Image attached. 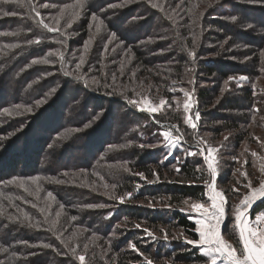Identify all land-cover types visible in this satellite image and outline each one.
<instances>
[{
  "label": "trees",
  "instance_id": "trees-1",
  "mask_svg": "<svg viewBox=\"0 0 264 264\" xmlns=\"http://www.w3.org/2000/svg\"><path fill=\"white\" fill-rule=\"evenodd\" d=\"M0 33V264H81V254L83 264H207L200 247L169 235L177 229L199 240L184 204L206 202L210 172L197 155L166 159L162 131L176 126L195 147L212 141L203 136L206 124L188 127L184 108L172 101L181 98L174 89L189 86L203 121L221 123L210 134L233 132L237 149L248 137L256 144L253 130L264 131V3L0 0ZM165 42L176 50L167 68ZM8 87L13 95L4 93ZM144 93L168 111L148 114L130 103L150 97ZM108 182L112 197L94 200ZM80 187L92 193L89 205L108 201L115 214L79 211ZM263 210L264 199L250 216ZM117 224H125L124 236ZM137 225L155 238L145 239Z\"/></svg>",
  "mask_w": 264,
  "mask_h": 264
},
{
  "label": "rangeland",
  "instance_id": "rangeland-1",
  "mask_svg": "<svg viewBox=\"0 0 264 264\" xmlns=\"http://www.w3.org/2000/svg\"><path fill=\"white\" fill-rule=\"evenodd\" d=\"M160 25V24H159ZM158 25V26H159ZM163 25V24H162ZM168 26H162V29H165L170 32V30L167 28ZM169 42H165V50H163V54H167L164 57H166L163 60V66H165L166 68L170 66V60L173 57V52H176V50L174 49L173 46H168ZM167 45V46H166ZM149 47V48H148ZM146 50H150V45H147V47L145 48ZM157 53H161V52H157ZM176 54H174L175 56ZM172 56V57H170ZM131 64L128 65V67H130ZM172 90V89H171ZM4 93H8L10 95H13L14 92L12 89H10L9 87L7 88V90H3ZM174 91H180L179 95H181V98L177 95H174L172 98V101H175L176 103H178L176 106L179 107L180 105L184 108V104L185 101L187 100L188 103L190 104V107L188 110H185L186 113V121H187V125L188 127L192 128V129H197L196 127L199 126L204 123L206 124L205 127L202 130L203 136H205L207 139H212L209 140L210 143L207 145H203V146H194V145H190L189 142H187L184 139V136H182V131L177 128L176 126L172 127V129H164L162 131V135L165 139L164 133H169L170 136L168 139H165V144L163 145V149L165 152V158L166 159H177L179 157H188V158H193L194 156H198V158H200L205 164V166L207 167V170L210 172L209 170V162L212 163L213 167H215L216 169V177H215V190L216 192H220L223 194L224 197V203H223V208H224V216L220 221V234L222 236V238L228 243L230 244L233 248L236 249L237 251V255H240L243 253V242L240 240V235H239V228L237 227L238 223H240L239 221L236 220V214L237 211H241L243 213V219H245L247 221V223L251 226H255L257 228V230H264V210L261 211L260 213H258L254 218H252L250 216V208L257 202L259 201L261 198L263 197H258L256 198L250 205H244L241 202L245 199V197L247 196H251L253 193V190L259 189L261 187L262 184H264V131H260V129H256L253 130L252 133H255V141L256 144L252 143L250 140H248V138L242 143V145L240 146L239 149H237L236 145L233 143V135L234 133L231 131H224L223 134L221 136H217V135H212L210 134L211 131L210 128L214 127H220L221 123L219 122H209V121H203V117L201 116V114L198 112H196L195 110V105H196V99L195 96L192 92V90L189 88L188 86V90L187 89H183L182 87H179L177 89H174L172 92ZM2 93V92H1ZM185 93H188V96H185ZM146 96H150L149 98H142V96L138 97V101H137V107L139 109L144 108L145 109V113L148 114H153V115H159L162 113H166L167 110V104L166 102L163 105L157 104L155 103V101L152 100V96L149 93H144ZM84 100L81 97L80 103H82ZM65 103H67V101L63 100L61 102V106L64 105ZM154 106H159L157 111L152 112L151 108ZM74 107V106H73ZM79 107L75 106L74 109L72 110H76L78 111ZM61 109V108H60ZM175 111V110H174ZM72 115V113H70ZM49 116V115H48ZM198 117V118H197ZM45 118V117H44ZM42 118V122L40 123L41 125H44L47 120L48 117L46 119ZM44 119V120H43ZM195 124L196 127L193 128L192 124ZM38 124V125H40ZM203 125V124H202ZM34 128V121L32 122V125L30 123V126H28L26 128L27 131H29L31 128ZM120 128V126H118ZM119 128H115V131L117 132ZM207 132V133H206ZM35 133L31 134L32 137ZM38 135V133H37ZM228 137L227 140L225 139V137ZM209 147L215 148L217 149V151L215 153H213V155L211 157H208L206 159L207 156V149ZM23 147H21L19 150H17V152L22 153ZM203 150V151H201ZM227 151V156H222V153ZM190 153H196V155H190ZM232 155L228 156V155ZM255 154V155H253ZM214 157V159H213ZM224 160L226 162H228L230 164V168L229 169V173L231 174V179H225V175L224 172L227 171L226 170V166L224 165ZM109 182L108 184H105L102 186V191H98L99 192V196L95 197V199H102V197H106V198H110L112 197V194L109 188ZM209 185V184H208ZM250 186V187H249ZM82 187H80L81 189ZM79 193L77 194L79 196L80 199V205H79V211H81L82 213L85 212L84 209H90L93 212L91 213V217L93 216H102L106 219H110V217H112L115 212L117 211L116 209L118 208L117 206H112L108 207L107 205H105L108 201L105 202V204H97V206H93V205H89L91 204V202H87L86 200V194L90 195L92 193L88 192L87 190L81 189L78 190ZM207 200L205 203H201L204 204L205 206L211 207V203L212 200L210 199V197L214 196V192L210 190L209 186H208V190H207ZM101 196V197H100ZM126 199H124L125 201ZM120 202V200H119ZM126 202H128L126 200ZM218 204L221 202L219 198H217L216 201ZM84 203L86 204V206L84 205ZM99 203V202H98ZM121 203V202H120ZM199 202H190L187 201V203L184 204V208L185 211L187 210V212L189 213L191 219L196 223L197 226V232L199 235V240L201 239L200 234L198 229H201L202 225L204 227L205 230H207L209 224H214L215 221H212L209 219H206L204 216H202L201 212L196 210L195 208L192 207L193 204H197ZM122 205H124V203H121ZM100 205H103V207H100ZM156 207H162V205H157ZM110 208V209H109ZM125 208V207H124ZM168 208V206H165L162 209H166ZM111 210L112 213L108 212ZM108 211V212H107ZM115 211V212H114ZM228 211L231 215L228 214ZM96 214V215H95ZM229 216L231 217L229 219V221H227V219L229 218ZM100 218V217H99ZM105 225V224H104ZM122 225V226H120ZM117 224L116 228H120L119 229V234L120 236H124V231L126 229V227L124 226L125 224ZM107 227V226H106ZM137 227V226H136ZM132 229V228H131ZM135 229V228H133ZM137 229L142 230V233L144 234V238L145 239H150L151 237L148 236L146 234V232L144 231L145 229H141L140 227H137ZM226 231L223 233V231ZM133 231V230H132ZM150 231V230H149ZM156 236L162 237L163 235H158V233L155 234ZM247 235V233H246ZM170 239H174L176 241H184L186 242L189 238H187L184 233L180 230H170V235H169ZM233 237V238H232ZM119 235L113 231L112 234V239H119ZM168 238V237H167ZM164 239V238H163ZM121 240V238H120ZM152 242L155 241V239L151 240ZM197 246V245H196ZM170 249V246L167 248ZM202 248H200V252L202 253ZM136 253L141 255V257L143 256V258H145L146 256L140 254V250H136ZM208 259V258H207ZM139 264V263H138ZM141 264H146V261L144 260L143 263ZM154 264V263H153ZM208 264V262H207ZM218 264H227L226 260H219Z\"/></svg>",
  "mask_w": 264,
  "mask_h": 264
},
{
  "label": "snow or ice",
  "instance_id": "snow-or-ice-1",
  "mask_svg": "<svg viewBox=\"0 0 264 264\" xmlns=\"http://www.w3.org/2000/svg\"><path fill=\"white\" fill-rule=\"evenodd\" d=\"M4 2L7 3L8 0H4ZM260 2L264 3V0H260ZM83 3H84V0H77V4L79 6H82ZM3 14L5 16L16 15L15 12H4ZM37 16H39V13H37ZM92 19L95 21L97 20V17L93 15ZM58 22L59 20H57V23ZM40 23L43 25V27L47 28L48 31L50 32L58 31V28L50 27L48 24H44L42 20L40 21ZM249 27H251V25H249ZM0 35H5V33H0ZM12 35H16V33H12ZM29 43L39 44L40 41L34 40V41H29ZM6 47H19V45H8ZM190 54L193 56L195 55L194 52ZM49 55H54V53H49ZM59 55H60L61 60H63V54H59ZM262 55H264V53H262ZM32 63L33 64L48 63V61L46 59L39 60V61L33 60ZM82 63H83V59L81 60V64ZM79 67L80 65H77V69H79ZM244 79H246V77L244 76L240 77V80H244ZM188 95H189L188 93H185V96H188ZM130 103L136 104L137 101L132 100L130 101ZM164 103H165L164 100L160 101V105H163ZM158 107L159 106L152 107L151 111L152 112L157 111ZM184 107H185V110H188L190 107V104L188 103L187 100L185 101ZM140 110L145 111L144 108H141ZM4 111L6 114H9V115L12 114L9 109H5ZM192 127L195 128L196 125L193 123ZM164 136H165V139H168L170 134L164 133ZM227 138L228 137L226 136L225 139L227 140ZM216 151L217 149L209 147L207 149L206 159L208 157H211L213 153H215ZM190 155H196V153H190ZM208 167H209L210 176H211V182L209 183L208 186L210 190L214 192V196L210 197V199L212 200L211 207L209 209V207L201 203L193 204L192 207L200 211L202 216H204L206 219L210 218V220L215 221V223L209 224L207 230L204 229L203 225L201 229H198L200 237H201L200 241L187 240L186 243L196 244L198 247L202 248L203 250L202 254L208 258V264H218L219 260H226L227 264H264V230H257L255 226L249 225L247 221L243 219V213L241 211L239 210L237 211L236 220L240 222L238 223L237 227L239 228L240 240L243 242V248H244L243 253L240 255H237L236 249L233 248L230 244H228L222 238L220 234V221L224 216V208H223L224 197L222 193L216 192L215 190V184H214L215 177H216L215 167H213L211 162H209ZM57 182H61V181H57ZM113 187H115V185H113ZM127 196L130 199L131 193H128ZM258 197H264V184H262L259 189L253 190L252 195L245 197V199L241 203L244 205H250ZM217 198H219L221 201L219 204L216 202ZM119 199L121 203L124 202L123 196H121ZM185 203H187V201H185ZM100 207H103V205H100ZM31 226L35 227V225H31ZM137 227H139V225H137ZM144 231L146 232L148 236L155 238L154 234L148 229H145ZM163 238L167 239V233L164 234ZM29 247H32V246H29ZM42 247L48 248L50 247V245L44 244L42 245ZM131 247L133 251L137 250L135 244H132ZM72 251L73 253H75L74 248L72 249ZM78 259L80 260L81 264H83V262L85 261V256L81 254L78 256ZM146 264H153V262L152 260L146 258Z\"/></svg>",
  "mask_w": 264,
  "mask_h": 264
},
{
  "label": "water",
  "instance_id": "water-1",
  "mask_svg": "<svg viewBox=\"0 0 264 264\" xmlns=\"http://www.w3.org/2000/svg\"><path fill=\"white\" fill-rule=\"evenodd\" d=\"M263 199H264V197L261 198L259 201H257V202H256V203L250 208V210H251L254 206H256L258 202H260V201L263 200Z\"/></svg>",
  "mask_w": 264,
  "mask_h": 264
}]
</instances>
